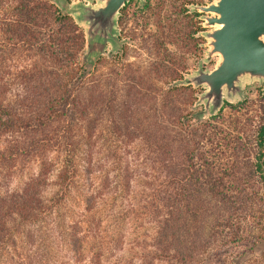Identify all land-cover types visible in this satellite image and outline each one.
I'll use <instances>...</instances> for the list:
<instances>
[{"label": "trees", "instance_id": "trees-1", "mask_svg": "<svg viewBox=\"0 0 264 264\" xmlns=\"http://www.w3.org/2000/svg\"><path fill=\"white\" fill-rule=\"evenodd\" d=\"M160 39L87 67L53 0H0V264H264V125L197 119Z\"/></svg>", "mask_w": 264, "mask_h": 264}, {"label": "water", "instance_id": "water-1", "mask_svg": "<svg viewBox=\"0 0 264 264\" xmlns=\"http://www.w3.org/2000/svg\"><path fill=\"white\" fill-rule=\"evenodd\" d=\"M130 0H53L82 28L85 52L98 58L111 46L120 49L125 40L119 37L121 9ZM143 1V0H140ZM202 21L201 35L206 39L205 57L196 69L185 73L173 85L201 88L194 107L200 119L218 113L225 103L244 97L245 85L264 83V0H210L190 5ZM217 60L206 68L212 57ZM264 90V87H263Z\"/></svg>", "mask_w": 264, "mask_h": 264}, {"label": "rangeland", "instance_id": "rangeland-1", "mask_svg": "<svg viewBox=\"0 0 264 264\" xmlns=\"http://www.w3.org/2000/svg\"><path fill=\"white\" fill-rule=\"evenodd\" d=\"M209 1L131 0L120 11L117 27L119 37L126 41L123 44L126 47V56L119 49L114 51L109 46L103 54L107 57L108 67L115 68L118 59H121L119 62L124 64H145L156 61L163 54L160 49H155V40L156 38L160 39L159 34L162 33L160 40L163 41V47L183 65L178 69L179 76L182 77L185 73L192 72L200 62H203L207 46L205 45L206 39L201 35L203 30L202 21L196 16L199 13L197 11L192 12L190 5ZM62 10L67 13V9ZM183 36L185 39H183ZM95 60L96 57L88 56L84 49L81 61L87 67H91ZM216 60L217 57L214 56L208 63H204V66L212 68ZM162 86L167 87L166 84ZM263 87L264 83L246 84L244 97L241 100L247 116L252 118L249 122L251 133L264 125ZM201 91V88L194 89V97L196 98L195 95ZM200 109H202V106L194 107V105H191L188 108L193 113ZM230 113V107L225 106L222 110L223 117L230 115ZM195 117L200 119L197 116ZM254 145L255 143H252V147H255ZM261 251L262 245H258L252 254L246 253L244 256L232 258L231 264H247L253 257L259 256Z\"/></svg>", "mask_w": 264, "mask_h": 264}, {"label": "flooded vegetation", "instance_id": "flooded-vegetation-1", "mask_svg": "<svg viewBox=\"0 0 264 264\" xmlns=\"http://www.w3.org/2000/svg\"><path fill=\"white\" fill-rule=\"evenodd\" d=\"M130 1H131V0H130ZM130 1H129L128 3H130ZM128 3H127V4H128ZM127 4H126V5H127ZM126 5H125V6H126ZM121 10H122V9H121ZM192 12H193V11H192ZM196 16H197V18H199L200 14H197Z\"/></svg>", "mask_w": 264, "mask_h": 264}]
</instances>
